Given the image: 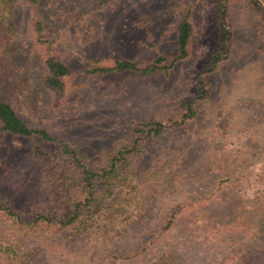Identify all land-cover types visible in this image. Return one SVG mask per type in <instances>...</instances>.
<instances>
[{
    "label": "rangeland",
    "instance_id": "374dc122",
    "mask_svg": "<svg viewBox=\"0 0 264 264\" xmlns=\"http://www.w3.org/2000/svg\"><path fill=\"white\" fill-rule=\"evenodd\" d=\"M214 1L112 0L95 10L96 0H40L36 9L45 33L73 73L65 94L59 96L41 83L42 48L31 30L35 11L21 0H12L15 39L9 54L21 73L19 116L30 127L44 128L63 140L89 167L103 165L107 155L128 141L133 123L174 119L181 112L194 89L195 74L208 65L216 48ZM188 10L194 30L190 55L168 76L125 73L96 78L82 73L92 59L101 58L103 65L110 66L117 58L147 62L155 50L176 54V25ZM230 14L233 52L208 76L210 93L199 101L197 117L143 144V153L129 167L130 174L137 176V189L129 184L111 201L120 212V224L109 231L112 235L117 231L120 240L122 226L132 235L154 228L155 216L167 203L182 196L194 198L193 190L205 194L221 175L238 172L228 185L224 181L226 189L217 205L203 206L222 227L230 222L235 226V243L214 253L209 245L201 248L203 242L192 241L182 256L187 250L194 258L182 264H222L231 251L247 262L264 264V53L259 49L260 27L242 0H233ZM33 143L34 139L11 136L0 141V203L28 212L47 208L40 167L49 155L36 159ZM42 146L51 153L48 163L52 162L58 145ZM128 192L129 204L124 199ZM228 203L238 204V210L226 215ZM125 210L130 219L121 213ZM134 213L144 215V221H137ZM33 243L27 241L22 248L24 264L73 263L55 260L42 247L35 253ZM194 249L202 253L196 256ZM77 262L82 264L80 256ZM0 264L14 263L0 260Z\"/></svg>",
    "mask_w": 264,
    "mask_h": 264
},
{
    "label": "trees",
    "instance_id": "16d2710c",
    "mask_svg": "<svg viewBox=\"0 0 264 264\" xmlns=\"http://www.w3.org/2000/svg\"><path fill=\"white\" fill-rule=\"evenodd\" d=\"M11 1L0 0V141L8 136L34 139V157L40 160L49 155L40 167V182L47 208L28 212L18 210L9 203H0V222L3 224L0 226V260L24 264L20 254L27 241L37 246L35 253L39 254L38 249L42 247L44 254L60 262L71 261L72 264H80L77 262L79 256L82 264H182L194 258L187 250L182 256L186 244L192 241L203 242L201 248L209 245L214 253L225 245L226 248L228 244L233 246L237 239L235 226L230 222L229 226L222 227L217 221L218 217L209 218L210 212H205L203 206L217 205L226 189L225 185L238 172L221 175L205 194L193 190L194 198L182 196L167 203L162 213L155 216L154 228H144L142 232L132 235L122 226L120 240L117 231L113 235L110 232L119 229L120 224L117 217L120 212L111 201L119 194L118 190L126 191L129 184L137 189V176L129 172L130 161L143 153L146 142L169 130L180 129L197 117L199 101L208 98L210 93L208 76L216 73L231 57L234 48V24L230 14L233 0H215L213 3L216 48L211 53L208 65L195 74L194 89L182 103L181 112L174 119L133 123L128 141L107 155L104 164L98 167H89L83 157L63 140L53 137L44 128L30 127L19 116L21 73L9 54L15 39ZM21 1L35 11L31 30L36 45L42 48L41 83L52 93L63 96L67 80L73 73L57 53L54 41L45 33L36 9L40 0ZM242 1L248 14L260 27L259 49L264 53V0ZM111 2L96 0L94 9H103ZM193 33L192 13L188 10L176 25V54L167 56L155 50L147 62L117 58L110 66L103 65L101 58L92 59L91 65L82 73L96 78L125 73L143 78L168 76L179 62L189 57ZM53 143L58 145L59 151L48 163L51 153L42 144ZM227 180L228 183L223 185ZM130 192L124 198L127 204L132 202ZM228 204L226 215L233 209L238 210V204ZM121 213L125 219H130L129 211ZM243 217L239 215V218ZM134 218L144 221L145 216L134 213ZM189 220L192 224L188 223ZM110 235L112 240L109 239ZM194 250L196 256L202 253L199 249ZM222 264L253 263L235 257L231 251Z\"/></svg>",
    "mask_w": 264,
    "mask_h": 264
}]
</instances>
